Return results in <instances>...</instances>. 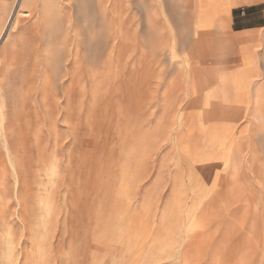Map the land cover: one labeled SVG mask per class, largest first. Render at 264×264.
Returning a JSON list of instances; mask_svg holds the SVG:
<instances>
[{
  "label": "rangeland",
  "instance_id": "1",
  "mask_svg": "<svg viewBox=\"0 0 264 264\" xmlns=\"http://www.w3.org/2000/svg\"><path fill=\"white\" fill-rule=\"evenodd\" d=\"M12 2L0 264H264V0Z\"/></svg>",
  "mask_w": 264,
  "mask_h": 264
},
{
  "label": "bare ground",
  "instance_id": "2",
  "mask_svg": "<svg viewBox=\"0 0 264 264\" xmlns=\"http://www.w3.org/2000/svg\"><path fill=\"white\" fill-rule=\"evenodd\" d=\"M19 2H20V0H13V2H12V7H13V8L16 7V6L19 4ZM48 6H50V4H48V5L46 6V8H45V15L47 14V16L45 17V18H46V21L49 20V14H50V12H51L50 7L48 8ZM13 8H12V9H13ZM46 24H48V23H46Z\"/></svg>",
  "mask_w": 264,
  "mask_h": 264
}]
</instances>
